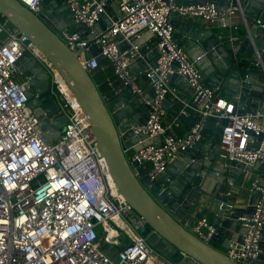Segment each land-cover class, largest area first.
I'll return each instance as SVG.
<instances>
[{"label":"built area","instance_id":"2783aa9c","mask_svg":"<svg viewBox=\"0 0 264 264\" xmlns=\"http://www.w3.org/2000/svg\"><path fill=\"white\" fill-rule=\"evenodd\" d=\"M35 13L42 0H19ZM74 22L85 25L92 37L66 27L58 31L62 40L95 78L104 71L97 57L88 58L90 44H96L112 67L116 82L143 97L149 116L144 124L134 127L146 138L159 136L131 155L148 170L152 181L166 172L179 150H186L202 139L201 131L209 117L226 118L220 148L230 161L243 163L248 169L264 163V113L240 114L237 99L227 98L204 84V77L184 47L174 37L171 13L197 17L217 23L230 20L234 11L221 10L218 4L190 3L188 0H64ZM113 2L117 12L108 13ZM107 15L113 24L103 34L95 25ZM118 17L117 20H113ZM246 25L249 21L244 19ZM264 33V14L253 19ZM146 31L156 41L141 45L138 39ZM118 36H121L119 38ZM125 42L128 47L121 49ZM29 38L0 16V264H178L162 256L148 243L142 231L147 221L137 214L117 189L90 121L67 86L57 79V69L35 50ZM233 44V49H234ZM33 56L51 75V90L67 116L61 134L46 141L40 119L29 107L26 90L31 77L24 76L15 65L24 51ZM238 50L235 48V55ZM155 55V60H149ZM143 61L142 71L154 96L145 97L133 63ZM182 76L194 88L191 98L184 97L172 81ZM96 80V79H95ZM168 100L179 104L178 115L168 123ZM195 114L197 120L184 135L173 131L182 117ZM264 171V170H263ZM258 191L255 211L242 243L232 242L228 257L241 264H254L262 250L264 229V176L251 181ZM220 208L226 204L219 200ZM214 229L208 219L198 221L193 232L207 240Z\"/></svg>","mask_w":264,"mask_h":264},{"label":"water","instance_id":"95a60500","mask_svg":"<svg viewBox=\"0 0 264 264\" xmlns=\"http://www.w3.org/2000/svg\"><path fill=\"white\" fill-rule=\"evenodd\" d=\"M188 1L214 2L223 11L231 8L243 13L249 21L250 29L240 50L241 54L248 56L243 57L233 54V44L221 36L222 28L230 26V20L201 28L185 26V20L181 24L173 19L175 13L170 15L174 37L181 47L188 48L191 59L196 61L204 77V84L226 97L236 98V109L240 114L250 112L256 115L263 111L264 36L257 33L253 19L264 14V0ZM53 7L57 9L54 11ZM107 7H114L121 16L113 2ZM0 16L29 38L75 95L90 121L117 189L134 211L147 221L142 234L148 243L162 256L178 264H241L232 261L226 251L232 242L244 241L245 224L255 211L254 202L259 192H252L247 205L231 203L225 197L226 204L220 208V195H229L233 182L243 171H251L243 163L230 161L220 148L228 120L209 117L201 131L202 139L184 151L179 150L166 172L152 181L147 168L131 160L133 153L160 141L159 136L146 138L134 130L135 126L146 123L149 110L141 96L131 89L111 96L101 92L95 78L79 60V51L72 50L58 34L59 30L71 27L82 38L93 36L85 25L74 22L67 4L63 0H42L40 12L35 13L19 0H0ZM60 16L63 20L59 19ZM112 24L113 21L103 15L95 25V31L103 34ZM88 47V58L96 56L100 62L104 59L96 44ZM126 47L125 42L120 45L121 49ZM15 65L21 74L31 77L26 94L29 107L40 119L44 139H56L67 122V116L60 112L51 90L50 73L28 50ZM135 67L136 62L133 63ZM172 80L194 93V88L182 76L175 74ZM151 96H154V90L145 97ZM164 104L170 107L168 100ZM258 169L264 170V163L254 164L252 170ZM226 177L229 179L227 184L217 191L212 188L213 183H223ZM203 218H207L214 229L207 240L193 232L194 225ZM260 248L262 253L254 264H264V229Z\"/></svg>","mask_w":264,"mask_h":264},{"label":"crops","instance_id":"0c3cea01","mask_svg":"<svg viewBox=\"0 0 264 264\" xmlns=\"http://www.w3.org/2000/svg\"><path fill=\"white\" fill-rule=\"evenodd\" d=\"M64 2V0H63ZM65 3V2H64ZM56 7H53L52 10H56ZM116 13V9L114 7H109L108 8V13L109 14H113ZM60 20H63V17L60 16L59 17ZM173 19L178 20L181 24H183V21L185 20L184 25L186 26H195V27H204V28H208L212 25H215L216 23H211V22H207L204 20H201L197 17H182V16H178L175 15V17ZM245 16L243 15V13L235 11L231 18H230V26L226 27V28H222V38L224 40H229L232 44H234V47L238 50V55L241 54V46L243 44V41L245 39V37L248 34V31L250 29V25H246V23L244 22ZM257 33L259 35L264 36V33L261 29H259L257 27ZM156 41V36L150 32V31H146L145 34L138 39V43L145 46V45H149L152 44ZM184 48L187 50V52H189L188 48L184 46ZM235 48L232 50L233 54L235 53ZM240 51V53H239ZM240 56L243 57H247L248 55L243 53ZM149 60H155V55H150L149 56ZM102 64L106 65V68L109 72H112V67L110 66V64H108L107 60L103 59L101 61ZM145 67V63L143 61H138L136 62V67L133 68L137 77V81L139 83V85L141 86V88L144 90L145 92V96L146 95H150L152 92V87L149 83V81L146 79V77L144 76V74L142 73L143 69ZM173 84L179 88L180 93L186 97V98H191L193 93L189 92L188 90H185L183 88H181L174 80ZM116 88L118 91L124 92L127 88H125L122 84H120L119 82L116 83ZM220 95L226 97L225 95L221 94ZM140 96V95H139ZM143 99V97H141ZM230 98L231 97H227ZM170 102V107H167L168 109V115H167V120L168 123H170L177 115H178V110H179V104L176 102ZM177 110V111H176ZM264 113V109L263 111H261ZM249 113V112H248ZM259 121L263 122L264 120L262 118H257ZM197 120V116L195 114H190L188 116L182 117V121L179 125H174L173 127V131L177 134V135H184L186 134L191 128H192V124L193 121ZM132 154V153H131ZM254 168V166L249 167L248 169L251 171H243V173L241 174L240 178L235 180L233 182V186L232 188L229 189L230 193L229 195L225 196V195H220V199H224L225 197L229 200V202L234 203V204H244L247 205L248 200L251 198L252 195V189H251V181L253 180V178H255L256 176H263L262 172L263 170L258 169L253 171L252 169ZM227 182H229L228 177H226L225 182L223 183H213L212 188L217 191L219 189L220 186H222L223 184H227ZM219 199V200H220Z\"/></svg>","mask_w":264,"mask_h":264},{"label":"trees","instance_id":"16d2710c","mask_svg":"<svg viewBox=\"0 0 264 264\" xmlns=\"http://www.w3.org/2000/svg\"><path fill=\"white\" fill-rule=\"evenodd\" d=\"M104 65V64H102ZM105 66V70L104 71H98L95 74V79L99 85V88L101 90V92L105 95V96H111V95H116L118 93H120V91L116 89H112L109 85H108V80H114V74L113 71L109 72ZM117 83V82H116Z\"/></svg>","mask_w":264,"mask_h":264},{"label":"bare ground","instance_id":"6f19581e","mask_svg":"<svg viewBox=\"0 0 264 264\" xmlns=\"http://www.w3.org/2000/svg\"><path fill=\"white\" fill-rule=\"evenodd\" d=\"M35 50L38 53L43 54L37 47L35 48ZM57 79L62 85L66 86L65 80L63 79V77L59 73H57Z\"/></svg>","mask_w":264,"mask_h":264}]
</instances>
